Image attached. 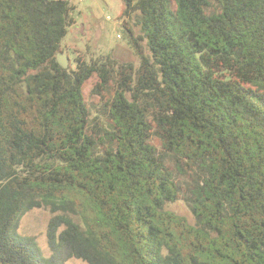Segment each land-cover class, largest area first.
I'll list each match as a JSON object with an SVG mask.
<instances>
[{
    "label": "trees",
    "instance_id": "obj_1",
    "mask_svg": "<svg viewBox=\"0 0 264 264\" xmlns=\"http://www.w3.org/2000/svg\"><path fill=\"white\" fill-rule=\"evenodd\" d=\"M122 2L138 65L64 69L70 0H0V264H264V0Z\"/></svg>",
    "mask_w": 264,
    "mask_h": 264
},
{
    "label": "rangeland",
    "instance_id": "obj_2",
    "mask_svg": "<svg viewBox=\"0 0 264 264\" xmlns=\"http://www.w3.org/2000/svg\"><path fill=\"white\" fill-rule=\"evenodd\" d=\"M73 6L71 15L75 23L61 42V53L67 58V68H75V59L80 56L89 60L98 55L109 54L118 65H138V55L135 43L145 50V42L139 39L140 30L134 25V15L125 16V6L122 0H70ZM124 25L130 29L126 31ZM97 79L88 80L83 93L88 101L96 104L99 97L92 96L91 89ZM172 209L181 214H187L184 206L177 203ZM50 213L46 209H33L20 219L18 234L34 237L42 255L48 258L50 251L46 240V226ZM65 264H86L80 260L71 259Z\"/></svg>",
    "mask_w": 264,
    "mask_h": 264
},
{
    "label": "water",
    "instance_id": "obj_3",
    "mask_svg": "<svg viewBox=\"0 0 264 264\" xmlns=\"http://www.w3.org/2000/svg\"><path fill=\"white\" fill-rule=\"evenodd\" d=\"M57 63L64 69L67 68V58L64 54H57L56 56Z\"/></svg>",
    "mask_w": 264,
    "mask_h": 264
}]
</instances>
